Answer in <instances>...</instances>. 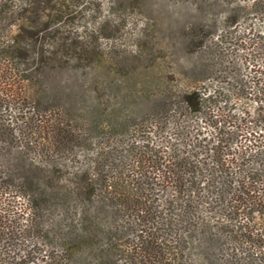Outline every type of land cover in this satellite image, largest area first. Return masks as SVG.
<instances>
[{"label":"trees","instance_id":"trees-1","mask_svg":"<svg viewBox=\"0 0 264 264\" xmlns=\"http://www.w3.org/2000/svg\"><path fill=\"white\" fill-rule=\"evenodd\" d=\"M218 1L222 32L191 30L180 79L138 76L102 31L75 30L86 0H1L0 264H264L261 139L188 134L225 72L217 49L264 58V0ZM244 114L264 123L263 104Z\"/></svg>","mask_w":264,"mask_h":264},{"label":"rangeland","instance_id":"rangeland-1","mask_svg":"<svg viewBox=\"0 0 264 264\" xmlns=\"http://www.w3.org/2000/svg\"><path fill=\"white\" fill-rule=\"evenodd\" d=\"M218 2L86 0L79 8L73 27L80 33H90L94 29L102 31L98 35L99 46L107 53L129 52L123 62L129 70L140 68L141 71L137 70L138 76L152 63L157 68L156 77L174 74L181 79L182 75L191 73L190 68L197 57L189 48L191 30L196 25L217 21V34L222 32L224 13ZM211 4L214 6L211 7ZM253 21L257 30L264 31L261 22ZM143 29L145 36L138 44L136 36ZM140 50L144 54L138 63L134 55ZM217 51V56L223 57L221 68L225 72L202 88L210 100L200 112L192 116L188 134L192 140L203 142L205 146L207 143L213 145L211 140L214 137L237 131L242 134L236 141L239 145H251L250 141L257 142L260 138L258 146L264 151V123L254 125L243 121L246 118L245 111L251 112L252 120H257L260 106H264V99L262 103L256 97L259 91L264 90V58L247 56L248 50L236 49L228 44L221 45Z\"/></svg>","mask_w":264,"mask_h":264}]
</instances>
